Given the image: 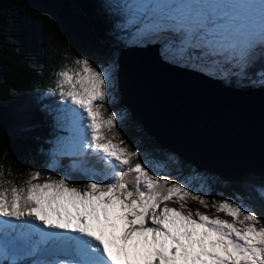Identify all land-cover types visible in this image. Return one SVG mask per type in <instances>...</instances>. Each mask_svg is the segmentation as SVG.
Instances as JSON below:
<instances>
[{"label": "snow or ice", "instance_id": "1", "mask_svg": "<svg viewBox=\"0 0 264 264\" xmlns=\"http://www.w3.org/2000/svg\"><path fill=\"white\" fill-rule=\"evenodd\" d=\"M117 7L118 28L138 37L171 33L166 47L180 57L199 50L196 58L224 76H246L264 61V0H123ZM114 67L76 57L48 89L64 104L57 119L69 136L61 154L81 157L73 168L102 182L81 188L67 174L39 182L42 173L32 170L17 184L0 166V256L45 257L32 264H264V221L254 211L229 199L211 207L231 221L193 211L187 200L208 207L204 195L149 171L138 150L115 141L117 113L104 115ZM257 75L264 83V69ZM173 198L178 208L166 203Z\"/></svg>", "mask_w": 264, "mask_h": 264}, {"label": "trees", "instance_id": "2", "mask_svg": "<svg viewBox=\"0 0 264 264\" xmlns=\"http://www.w3.org/2000/svg\"><path fill=\"white\" fill-rule=\"evenodd\" d=\"M120 2L123 0H0V166L5 170V179L19 184L28 178L30 171L38 170L42 173L39 182L48 176L65 174L71 184L81 188L92 178L102 182L99 176L73 168L81 157L61 154L62 142L69 136L64 122L57 119L64 104L48 89L55 86V73L72 64L76 57H87L94 66L105 62L117 64L120 50L129 46L116 38L121 32L129 34L117 27L124 17L115 7ZM113 20L114 26H108ZM82 28L91 31L90 36ZM261 69L264 61L257 60L246 76L229 75L221 81L240 89L258 86L254 91L264 96V83L257 75ZM116 95L120 100L118 89ZM116 127L129 150L139 151L141 161L172 153L177 157L180 172L169 177L177 182H187L191 177L195 166L161 147L144 124L131 116L129 109L127 120ZM87 158L89 166L99 170L98 157ZM206 182L213 192L223 191L247 199L264 221V197L260 194L264 189V173H247L229 182L207 172Z\"/></svg>", "mask_w": 264, "mask_h": 264}, {"label": "water", "instance_id": "3", "mask_svg": "<svg viewBox=\"0 0 264 264\" xmlns=\"http://www.w3.org/2000/svg\"><path fill=\"white\" fill-rule=\"evenodd\" d=\"M150 48V46H146L142 49L148 50ZM130 50L136 51L137 49L135 46H126L122 48L116 60V82L117 89L121 95L119 101L127 106V108L131 111L132 117L137 118L140 122H142V124H144L147 132L154 137L160 146L168 148L170 151L177 154L181 159L192 154L195 155L196 148V152L199 153V155L201 154V157H193V155L192 159L190 158L191 156L186 157L194 164L195 169L215 173L220 177V179L224 181L231 182L239 180L247 173H256L258 175L264 173V153H261V151L264 152V133L262 134L258 128H256V131H254L251 127V119H248L249 117L247 116V113L248 115L249 113H252L251 110H248L250 112L245 110L246 113H239L237 116L233 111H228L227 113L219 111L218 105L216 104L211 106L210 111H206L204 108L201 109L199 107L194 109L193 117L198 119L199 122L196 123V121L194 122L193 120H191V122L197 124L196 127L198 124H201L204 133L206 132L205 134L213 140L211 145L213 149H210L211 151L209 150L205 152V147L203 145L201 146L199 143L197 144L196 140H193L194 143L191 145V141H186L183 138L186 132L183 133L180 130L183 133L182 134L177 130V132L173 133L171 129L168 128L169 124L167 120L169 119V115H163L161 112L164 110L161 109V107H156L154 98L152 99L148 95L147 91L149 92V90L144 84L145 79L143 78V75L140 76L133 70L132 72L130 69L132 67L133 69H136L133 65L136 60L133 61L128 57V51ZM152 53L159 62L160 58L157 54H155L156 52ZM145 58L148 59L149 55ZM151 63H153V61H151ZM175 69L182 70L180 68ZM143 70L145 71L146 69ZM188 71L190 70L183 69V72L190 73ZM193 75H195L197 78L199 77V81H205V79L202 76H199L197 73H194ZM148 82L151 89V84L153 81L148 79ZM155 87L154 88L157 93L164 92L166 94H170L171 92L170 87L168 85H163V83L160 85L155 84ZM225 88L232 91L240 90L230 88L228 86H225ZM240 91H251L256 94L260 93L262 95V101L264 104V96L261 92H258L257 90V92H255L254 89ZM255 104L258 106L256 101ZM176 111L177 110H175V112ZM184 127L186 130L188 124H186ZM257 127H259V125H257ZM175 140L179 142L180 145H184L185 142H188L191 150L193 151L190 149L186 150L185 148V150L182 152L179 147L180 145L176 144ZM190 151L194 153L188 154ZM214 152H216V154H214ZM201 158H204L202 162L199 161ZM194 161L197 162V164H195Z\"/></svg>", "mask_w": 264, "mask_h": 264}, {"label": "bare ground", "instance_id": "4", "mask_svg": "<svg viewBox=\"0 0 264 264\" xmlns=\"http://www.w3.org/2000/svg\"><path fill=\"white\" fill-rule=\"evenodd\" d=\"M156 38L161 40L165 38V35H159L156 36ZM160 50L161 52L165 51L162 48ZM150 51L153 50L140 49L138 51L135 50L128 51L129 58H132L133 53H137L136 55L138 57L136 62L133 64L134 67L138 70L133 69V67L130 69L131 71L133 70L136 74H139L140 76L143 75V78L145 79L144 84L146 85V88L148 87L147 89L149 90V92L146 90L148 95L152 99L154 98L156 107L157 106L161 107V109L164 110L163 112H161L163 113V115L164 114L167 116L169 115V119L167 120L169 124L168 128L171 129L173 133L177 132V130L178 131L181 130L183 133L186 132L183 138L186 141L187 140H189V142L191 141V145L194 143L193 140H196L197 144L199 143L201 144V146L203 145L205 147L204 149L205 152L209 151L210 149L212 150L213 147L211 145L213 143V140L209 138L208 135L205 134L206 132L204 133L201 124H198V126L196 127L197 124L191 122V120H193L194 122L196 121V123L199 122L198 119H195L193 117L194 109L199 107L201 109L204 108L206 111L207 110L210 111L211 106L214 104L218 105L219 111H223L226 113L228 111L229 112L233 111L234 113H236V115L239 113L242 114L246 113L245 110H247V112H250L248 110H251L252 113H249V115L247 113V116L249 117L248 119H251V127L253 128L254 131H256V128H258L262 134L264 133V115H263L264 110L258 108V106H256L255 104L254 95L256 93H253L251 91H247V92H242L239 90L232 91L230 89L225 88L226 85H223L222 82H216V80H214L213 77L208 78L205 77L204 75L202 77L205 79V81L202 80L203 82H201L199 81L200 79H198L199 77L197 78L195 77V75H193L194 73L192 69L188 71L192 74L183 72V69L182 70L175 69L177 67L173 66L172 63L166 60H164V62L159 61L157 66L154 63H151L149 58L148 59L145 58L148 55L149 56L151 55L149 54ZM132 60L134 61L135 59ZM202 64H204L203 61ZM143 69H146L147 71L146 70L144 71ZM197 70H199L202 73L205 72V69L201 68L200 66L199 69ZM208 71L213 72L214 71L213 66L210 67ZM198 75L201 76L200 74ZM148 79L153 81L151 84V89ZM161 83H163V85H168L170 87L171 89L170 94H166L164 92L161 93L156 92L155 84L160 85ZM175 110L177 111L175 112ZM186 124H188V127L185 130L184 126ZM257 125H259L260 128L257 127ZM184 146L186 149L191 150L188 142L187 143L185 142ZM258 147L261 148L260 146ZM191 151L188 154L194 153ZM261 153L263 154L264 152L261 151ZM214 154H216V152H214ZM192 155L194 157H201L200 156L201 154L199 155V153L196 152V148H195V155L194 154ZM192 155L186 157L191 156L190 158L192 159ZM186 157L182 159L190 162ZM203 160L204 158H201V160L199 159V161L201 162ZM195 164H197V162H195Z\"/></svg>", "mask_w": 264, "mask_h": 264}, {"label": "rangeland", "instance_id": "5", "mask_svg": "<svg viewBox=\"0 0 264 264\" xmlns=\"http://www.w3.org/2000/svg\"><path fill=\"white\" fill-rule=\"evenodd\" d=\"M120 3H117L115 5L116 9L118 8L117 5H119ZM121 18H122L121 21L124 22V17H121ZM114 22H115L114 20L108 22V26H110V25L114 26ZM77 28L79 30V26ZM122 30H124V29H122ZM126 30H128V32H129V34L127 36L125 35L126 34L125 32H121V33L117 34L116 38L120 39V42L135 46L137 49L136 51L144 48L145 45L148 46L151 44H157V47H159L160 49L162 48L165 51L161 52V50L158 48H153V50L156 52H159L161 58H163V59L172 58V59H174L173 61H176L177 64L184 65V66L186 65L190 68H194L197 66V68L199 69V66H200L201 68L208 70L210 67L213 66V65L208 66L206 63H205L206 65L202 64V60L197 59L196 56L192 53V50H190L189 54L185 57H180V56L176 55L172 49H169L168 47H166V45L169 44L170 40H173V38H175L173 36V34H171V33L160 34V35H165V38L160 40V39L156 38V35H145L143 37H138L135 35V29H126ZM82 31L85 33V35L90 36L89 32H91V31L83 29V28H82ZM105 35L107 36L106 33H105ZM125 40L127 42H125ZM193 50H195V49H193ZM136 54L137 53H133L131 59L137 60L138 57ZM149 54H151L149 56L150 61H153V63L158 66V60L155 57V55L152 52H149ZM109 63L110 62H105L104 64H102L100 66L107 67L109 65ZM213 68H215V67L213 66ZM216 68H217L216 72L215 71H213V72L208 71L209 74H205L204 76L210 78L212 76L217 75L219 80L225 79L227 76L222 75V70L220 68H218V67H216ZM116 69H117V64H115L114 71L112 73V80L110 81V83L108 85V99H107L106 104H105V108L107 110L104 112V115L106 117L107 115H109L112 112L117 113V124H118L119 122L122 123V122H125L127 120L128 108H127V106H125V104H123L119 101V99L116 95V91H117V86H116V84H117L116 83L117 71H116ZM233 71H237V69H233ZM257 87L258 86H254V88H257ZM254 88L250 87L249 89L253 90ZM254 98L258 104V108L264 110L262 95L260 93H258V94H256V96ZM121 140L123 141V139L120 136L115 137L116 142H119ZM175 142H176V144L180 145L179 142H177L176 140H175ZM179 147H180V150L182 152H183V150H185L184 145H180ZM176 158L177 157L174 154L170 153L169 155L164 156V158L158 157V158L147 159L145 161V163L148 166L149 171L153 172L154 174H157L160 176H165V175L169 176L171 174L180 172L179 167H178L179 164H178V161L176 160ZM51 177L52 178H59L55 175H53ZM42 179H46V178H42ZM206 180H207V172L205 170L194 169L191 177L188 179L187 182L181 181V183L186 184V186L189 187V189L191 191L198 193L200 195H204L206 197L208 203H209V206L205 207L204 205L200 204L198 201H194L191 198H189L187 200V207L188 208L193 209V211H195L196 209H199V211L204 212L209 216L219 215L222 219H226L229 221L232 220V217L226 215L224 212H217L214 207H211V204L214 200L215 201H222L224 199H229L235 203L245 204L246 205V208H245L246 211H254L252 209V206L250 205V203L247 201V199L241 198L236 194L235 195L234 194L228 195V194L223 193V191L222 192L221 191H214L213 192L208 187ZM166 203H168V205L171 207H177V208L179 207V203H177L175 201V198H173V200H171V201H167ZM259 226L260 225H257V227H259ZM39 256L40 255L33 257V259L30 261L31 263H29V261L25 258V257H27L25 255H16L15 257H13L11 254H4L3 256H0V261L6 260L7 264H11V261L13 259H15L16 261L24 259V260H27V263H25V264H32V262L34 260H39V259L45 258V257H42V256L39 257ZM21 263H23V262L21 261Z\"/></svg>", "mask_w": 264, "mask_h": 264}]
</instances>
